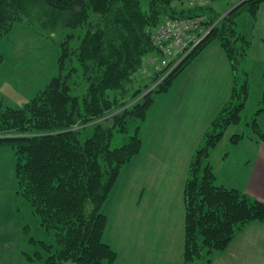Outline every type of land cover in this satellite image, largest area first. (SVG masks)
Returning a JSON list of instances; mask_svg holds the SVG:
<instances>
[{"label": "trees", "instance_id": "1", "mask_svg": "<svg viewBox=\"0 0 264 264\" xmlns=\"http://www.w3.org/2000/svg\"><path fill=\"white\" fill-rule=\"evenodd\" d=\"M179 1L0 0V40L24 22L60 47L59 73L24 106L6 104L0 92V145L15 150L17 194L30 201L34 215L45 230L55 232L57 241L55 246L30 237L42 247L27 253L29 259L39 257L43 264H115L118 252L104 239L105 203L123 167L142 151L144 139L138 127L113 148L114 130L126 133L130 118L145 120L156 96L169 92L211 42L226 53L235 84L230 101L211 123L189 164L183 259L187 264H213L214 254L227 249L249 223L264 222V201L219 184L211 159L228 127L242 124L250 94L249 78L241 86L237 80L241 70L249 75L241 66L251 53L252 39L238 29L236 17L243 11L244 20H256L264 0H247L217 23L220 14L212 4L186 12ZM197 16H206L212 27L209 38L158 88L126 106V95L119 99L114 94L131 89L148 53L163 54L152 39L157 25L168 17ZM4 61L0 51V64ZM262 69L264 76V61ZM262 92L263 106L248 124L255 138L264 142L256 116L264 112ZM247 135L244 129L233 133L231 144H239ZM29 229L27 225L25 231Z\"/></svg>", "mask_w": 264, "mask_h": 264}, {"label": "crops", "instance_id": "2", "mask_svg": "<svg viewBox=\"0 0 264 264\" xmlns=\"http://www.w3.org/2000/svg\"><path fill=\"white\" fill-rule=\"evenodd\" d=\"M248 20L251 24V19ZM234 84L230 60L223 48L218 43L210 44L182 72L169 92L158 94L148 118L138 122L144 146L121 174L105 207L115 229L124 227L126 219L132 218L137 223L136 228L132 226V243L144 245L150 256H143L135 264H152L155 260L160 264H187L183 259L184 186L189 164L214 117L230 97ZM219 153L214 162L218 183L264 201V142L245 138ZM139 179L146 183L142 185L147 191L143 208L149 212L146 223L136 220L134 210L126 214L128 210L122 207L129 190ZM7 193H10L9 199L15 198L13 190ZM19 229L16 221H0V264H21ZM128 229L125 226L124 230ZM120 235L109 231L105 238L119 247ZM229 245L214 254L213 264H264V222L249 223ZM27 246L22 249L27 257L25 264H43L39 257L36 261L29 259L26 254L34 250ZM143 249L137 247L134 255Z\"/></svg>", "mask_w": 264, "mask_h": 264}, {"label": "rangeland", "instance_id": "3", "mask_svg": "<svg viewBox=\"0 0 264 264\" xmlns=\"http://www.w3.org/2000/svg\"><path fill=\"white\" fill-rule=\"evenodd\" d=\"M245 1L247 0H180L178 2V6L180 5L182 9H185L186 12H189L194 6H202V4H212V6L215 7L216 12L220 14L219 18L216 21L217 23L219 20L225 18L226 15L231 13L235 8H237V6L241 5ZM260 11L261 12L258 18L254 21L251 20V24L249 23L248 19L244 20V17L247 16V14H245V12L243 11H241L240 14H238L239 16L236 17L238 18L239 22L238 29L241 32L245 33L249 39H252L251 53L249 57H247V60H245L241 66L243 70L249 72V75L247 76L245 72L241 70L239 73L240 77L237 80L238 85L241 86V84L244 83V80L246 78H249V81L251 82L249 89L250 94L246 103L247 107L242 112V115L244 117L242 124H233L228 127V130L226 131L224 137L220 140L219 145L211 152V159L213 158V164L215 160L217 162V156L220 155V150L238 145L231 144L230 138L233 133L239 132L244 129L248 132V135L246 137L247 140L250 138H255V134L250 131L251 128L248 123L252 122L256 111L263 106L260 101L262 99V91L264 89V76L262 69L264 61V5L262 6ZM169 18L170 17H168V19ZM168 19H165L162 23L157 25L154 30L164 25ZM203 25L208 31L204 36L205 40L209 38L208 36L212 30V27L206 23L205 19L203 20ZM204 40L196 43L191 54H193L196 48L199 50V47L204 44ZM213 43L216 44L217 42L206 44L204 50L207 46ZM204 50L194 57L193 62L199 55L204 52ZM0 51L4 54L5 57V61L0 64V92L4 98V102L16 108H20L25 105V102L32 100V98L36 96L40 91H42L43 88H45L51 82L53 77L59 73L58 61L60 57V47L58 43H56L53 38H50L43 33L38 32L27 23H17V25L7 33L6 37L0 40ZM191 54L189 56H191ZM163 57V55L159 56L158 52L156 54L148 53L145 57L146 59L144 62V66L135 73V81L132 84L131 89H129L126 94L117 91L114 95L118 94L117 97L119 99L123 98V96L126 95L125 98L128 100L126 106H130L137 103V101L144 99L143 97L145 96V94L151 92V90L153 89L158 88L159 83H161L163 79L169 76L170 72L175 69H170V67L162 66L161 60ZM193 62L190 65H192ZM157 75L158 79H156ZM231 93L230 97L224 103V105L230 101L232 95ZM256 116L258 117L260 126L264 130V112H261ZM145 120L130 118L128 121V130L126 131V133L115 129L111 146L115 148V146H120L121 144H123L127 135H133L136 133V130L139 127L138 122ZM86 132L87 131H85V133ZM203 141L201 145L204 144ZM16 160L17 156L15 150H13L11 146L0 145V221H16L20 225L21 230L19 229V231L21 238V254L19 253L18 258L21 264H25L27 262V257L23 254L22 249L25 250L26 246L28 245L27 247L33 249L35 252L41 250L42 247L41 242H38V244L30 242V237L36 238L37 241H46L49 245L54 244L55 246H57V241L55 238V232L53 230H45L41 224V219L38 216L34 215L33 207L31 206L30 201L26 197L19 196L17 194V177L15 173L17 164ZM129 164L130 162L128 163V165ZM128 165L123 167L121 174L124 170L127 169ZM120 177L121 175L119 176V178ZM142 185H146V183L142 182L141 179L133 184L132 188L129 190L128 195H126L127 198L123 201L124 204L122 205V207L125 210H128L126 211V214H128L131 210H134L133 213L135 217H137L136 220H140L141 222L143 221L144 223H146L147 215L149 214V212H145L143 208L146 203L145 198L147 191L146 186ZM115 187L112 189V193L110 194L109 198H111ZM12 190L16 193L15 198L9 199L8 195H10V193L7 192ZM109 198L106 200V203ZM107 216L108 223L106 233L109 231H114V234L115 232L121 234L119 237V247L112 245L109 242L112 247L118 252V257L115 261V264H135L143 256H150V252L145 249L144 245L140 244L141 246H135L136 244L133 245L132 243V232H134V230H132V226H135V228L137 227V223L134 222L132 218H130V220H124V227L117 226V228L115 229L114 223L110 220L109 215ZM27 225H30V229L28 230L29 232L25 231ZM125 226L130 227V229L125 231ZM123 232L125 234L127 233V236H124ZM104 239L106 240L105 236ZM125 239L126 242H123V240ZM55 246H52V250L55 249ZM137 247L140 249H144L140 250L137 255H134L136 254ZM34 252L32 254H34ZM152 264L160 263L158 260H155Z\"/></svg>", "mask_w": 264, "mask_h": 264}, {"label": "built area", "instance_id": "4", "mask_svg": "<svg viewBox=\"0 0 264 264\" xmlns=\"http://www.w3.org/2000/svg\"><path fill=\"white\" fill-rule=\"evenodd\" d=\"M204 17L169 18L152 33L154 43L162 50V66L174 69L193 51L196 43L204 40L208 32L203 25Z\"/></svg>", "mask_w": 264, "mask_h": 264}]
</instances>
